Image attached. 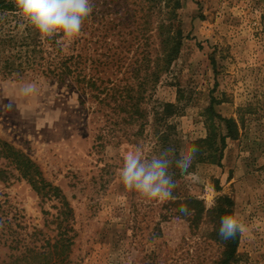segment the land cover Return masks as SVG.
Here are the masks:
<instances>
[{"label":"rangeland","instance_id":"rangeland-1","mask_svg":"<svg viewBox=\"0 0 264 264\" xmlns=\"http://www.w3.org/2000/svg\"><path fill=\"white\" fill-rule=\"evenodd\" d=\"M177 1L180 52L170 72L142 96L143 127L140 119L123 122L102 148L96 144L105 118L87 97L43 79L0 76V141L26 155L65 196L73 213L70 264L214 263L221 247L206 239L210 225L191 232L183 219H160L162 201L129 191L119 177L124 155L134 147L151 158L169 148L179 157L193 145L198 151L190 168L177 169L178 189L207 208L230 198L232 214L245 226L232 264H264V0ZM116 33L108 31L105 47L92 42L86 54L101 58L107 46L114 50ZM118 49L122 69L110 65L101 76L134 86L143 78L142 71L132 73L141 58L135 48ZM30 83L36 93L22 96L20 89ZM223 119L233 122L231 136ZM163 133L166 142L159 138ZM0 169L6 178L0 180L2 219L24 233L52 235L56 202H41L1 157ZM11 252L0 245V261Z\"/></svg>","mask_w":264,"mask_h":264},{"label":"trees","instance_id":"trees-1","mask_svg":"<svg viewBox=\"0 0 264 264\" xmlns=\"http://www.w3.org/2000/svg\"><path fill=\"white\" fill-rule=\"evenodd\" d=\"M93 2L94 11L85 21L82 35L71 43H66L60 35L42 40L40 34L21 16L15 0H0V76L14 80L25 77L43 79L47 83L67 86L87 97L95 104V110L105 118L103 132L97 137L96 144L102 148L105 143L103 140L108 137L113 139L120 130L116 127L123 122L132 123L140 119L139 128L143 127L142 119L145 113L141 108L142 96L149 87L153 88L162 76L170 72L172 63L179 55L183 33L177 15V0ZM108 24L109 27L106 28ZM130 26H134V29L130 30ZM112 30H117L116 36L119 39L114 50L112 46H107L101 58L86 54L91 50L92 42L101 48L105 47L107 33ZM126 37L130 38V43ZM119 47L127 53L130 52L129 48H135L134 54L141 58L136 59V63L140 61V64L132 73L138 74L142 71L143 78L134 86L120 85L101 76L110 65V68L117 71L122 69L125 58L124 52H118ZM110 51H113L111 56L106 54ZM80 101L84 103L82 99ZM105 108L110 110L111 115ZM157 115L161 116L158 113ZM222 121L225 123L227 135L231 136L232 120ZM159 138L162 142L168 141L167 134H160ZM222 141L224 142V139ZM200 142L205 143L206 140ZM0 157L9 162L20 178L26 180L41 202H56V213L49 222L54 225L52 235L36 229L24 233L17 230V225L14 229L10 228V220L2 219V216L6 215L0 207V245L12 250L0 264H70L73 213L65 196L59 188L43 180L38 167L26 155L6 142L0 141ZM209 158L211 156L205 157V160ZM171 172L176 182L179 171L173 167ZM2 175H5V172L0 169V180L6 179ZM181 205L187 206V214L179 211ZM232 209L233 201L226 196L207 208L202 200L181 193L176 185L171 198L162 201L161 211L164 212L160 219H183L191 232L199 231L204 224L210 225L206 239L221 247L218 259L212 264H232L237 254L240 233L228 240L219 235L221 217L232 214Z\"/></svg>","mask_w":264,"mask_h":264},{"label":"clouds","instance_id":"clouds-1","mask_svg":"<svg viewBox=\"0 0 264 264\" xmlns=\"http://www.w3.org/2000/svg\"><path fill=\"white\" fill-rule=\"evenodd\" d=\"M15 5L42 40L60 35L68 43L82 35L84 23L94 11L93 0H15ZM36 91L37 86L30 83L20 89V94L30 97ZM197 151V147L193 145L177 157L175 150L169 148L148 158L142 148L134 147L123 157V164L119 169L120 180L126 189L146 200L164 201L171 198L176 187L171 169L175 167L186 172ZM179 211L187 214L188 208L181 205ZM244 228L237 214H226L221 217L219 235L228 240L243 233Z\"/></svg>","mask_w":264,"mask_h":264}]
</instances>
